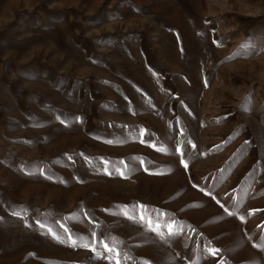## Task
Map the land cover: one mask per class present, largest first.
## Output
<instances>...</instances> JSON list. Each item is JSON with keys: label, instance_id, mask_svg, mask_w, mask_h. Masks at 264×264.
<instances>
[{"label": "rangeland", "instance_id": "rangeland-1", "mask_svg": "<svg viewBox=\"0 0 264 264\" xmlns=\"http://www.w3.org/2000/svg\"><path fill=\"white\" fill-rule=\"evenodd\" d=\"M117 261L264 264V0H0V264Z\"/></svg>", "mask_w": 264, "mask_h": 264}, {"label": "snow or ice", "instance_id": "snow-or-ice-1", "mask_svg": "<svg viewBox=\"0 0 264 264\" xmlns=\"http://www.w3.org/2000/svg\"><path fill=\"white\" fill-rule=\"evenodd\" d=\"M193 147H195V145H193ZM163 150V149H161ZM183 163V161H182ZM186 168H187V164L184 165ZM14 215H20V213H14ZM41 227H43V225H41ZM57 239H59V237H57ZM73 244H75V241H73ZM85 247H87V245H84ZM105 247L107 248V245H105ZM109 251H112V249H108ZM209 251L212 253V254H215L218 250L216 249H209ZM117 264H119V261H117ZM144 264H148L147 261L144 262Z\"/></svg>", "mask_w": 264, "mask_h": 264}]
</instances>
